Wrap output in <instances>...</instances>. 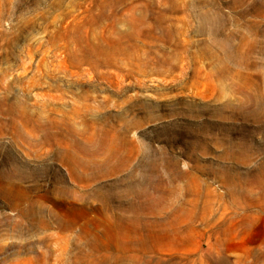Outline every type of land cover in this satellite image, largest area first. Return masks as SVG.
<instances>
[{
	"label": "rangeland",
	"instance_id": "obj_1",
	"mask_svg": "<svg viewBox=\"0 0 264 264\" xmlns=\"http://www.w3.org/2000/svg\"><path fill=\"white\" fill-rule=\"evenodd\" d=\"M217 3L0 0V264H132L104 231L136 203L188 244L143 264L264 251V0Z\"/></svg>",
	"mask_w": 264,
	"mask_h": 264
},
{
	"label": "bare ground",
	"instance_id": "obj_2",
	"mask_svg": "<svg viewBox=\"0 0 264 264\" xmlns=\"http://www.w3.org/2000/svg\"><path fill=\"white\" fill-rule=\"evenodd\" d=\"M195 2H196V0H195ZM236 2V1H235ZM238 2V1H237ZM236 2V3H237ZM176 3V2H175ZM205 5H206V1H204L203 2ZM214 5H215V2H212ZM216 3H217V0H216ZM194 4V3H193ZM203 4V5H204ZM218 4V3H217ZM234 4V3H233ZM176 5V4H175ZM219 5V4H218ZM196 6V5H195ZM208 6V5H207ZM206 6V7H207ZM210 6V5H209ZM206 7L204 8V9H206ZM209 8V7H208ZM258 8H259V6H258ZM263 8V7H262ZM210 9V8H209ZM255 9H256V7H255ZM261 9V8H260ZM264 9V8H263ZM263 9H262V11H263ZM259 10V9H258ZM257 10V11H258ZM203 11V10H202ZM261 11V10H260ZM203 13V12H202ZM263 14V13H262ZM201 15V14H200ZM204 15H205V17L206 18H209V20H210V18L212 19V18H214V19H220V18H222V17H224V14H223V12H222V10H221V7H219V6H214V8L212 9H210V10H207L206 9V12H204ZM261 15V14H260ZM161 16V15H160ZM163 16V15H162ZM202 16H203V14H202ZM214 19H213V21H214ZM223 19V18H222ZM208 20V21H209ZM216 21V20H215ZM220 21H222V20H220ZM212 22V21H211ZM210 22V23H211ZM217 23V22H216ZM221 23V22H220ZM212 24V23H211ZM215 24V23H214ZM223 24V23H222ZM216 26H217V24H216ZM221 27V26H220ZM217 28H219V26L217 27ZM224 28V27H223ZM213 29V28H212ZM211 29V30H212ZM222 29V28H221ZM221 33V32H220ZM230 33V32H229ZM214 34V33H213ZM219 34V33H218ZM228 35V34H227ZM226 35V36H227ZM230 35H231V33H230ZM225 36V37H226ZM228 38V37H227ZM229 39V38H228ZM253 97H250V99H252ZM252 101V100H251ZM255 104L257 105V102L255 101ZM263 105V104H262ZM256 107V106H255ZM15 108V107H14ZM243 108V107H242ZM257 108H258V105H257ZM256 108V109H257ZM15 110H16V108H15ZM23 110V109H22ZM250 110V109H249ZM262 110H263V108H262ZM261 110V111H262ZM244 111V110H243ZM246 111V110H245ZM250 112V111H249ZM253 112V111H252ZM251 112V113H252ZM257 112V111H256ZM27 113V112H26ZM262 113H264V111L262 112ZM248 114V113H247ZM254 114V113H253ZM256 114V113H255ZM249 116H250V114H248ZM247 115V116H248ZM262 115V114H261ZM264 115V114H263ZM27 116V115H26ZM256 116V115H255ZM253 118H255V117H253ZM258 118V117H257ZM14 123V122H13ZM75 151V150H74ZM78 151V150H77ZM80 152V151H79ZM76 153V152H75ZM83 153H85V152H83ZM89 153V152H88ZM72 154H74V152H72ZM80 154V153H79ZM76 155V154H75ZM85 155V154H84ZM88 155V154H87ZM86 156V155H85ZM89 156V155H88ZM85 158V157H84ZM83 157H82V159H84ZM89 158H90V156H89ZM74 160V159H73ZM67 161V160H66ZM80 161V160H79ZM69 162V161H68ZM87 162V161H86ZM83 164L82 165H84V160H83V162H82ZM68 164V163H67ZM81 164V163H80ZM93 164V163H92ZM92 164H89V165H91L92 166ZM75 165V164H74ZM77 165V164H76ZM80 166V165H79ZM86 166V165H85ZM95 166H97V165H95ZM78 167V166H77ZM81 169H82V167H81ZM77 170V169H76ZM78 174V173H77ZM3 175H6V174H3ZM8 175V174H7ZM9 175H11V174H9ZM260 177V176H259ZM261 178V177H260ZM263 178V177H262ZM255 179V178H254ZM249 180V179H248ZM252 180V179H251ZM263 180V179H262ZM85 182V181H84ZM248 182H250V181H248ZM253 182V181H252ZM254 182H255V180H254ZM11 182H9V180L5 183V181H4V184L6 185V186H10L9 184H10ZM256 183H257V181H256ZM11 185H12V183H11ZM18 187V186H17ZM16 189V188H15ZM22 191V190H21ZM26 192V191H25ZM67 192V191H66ZM132 192V191H131ZM136 193V192H135ZM91 194V193H90ZM89 194V195H90ZM95 194V193H94ZM137 194V193H136ZM65 195V194H64ZM67 195V194H66ZM130 195V194H129ZM68 196V195H67ZM74 196V195H73ZM142 196H143V198H144V200H146L145 199V197H144V195L142 194ZM99 197V196H98ZM149 197H152V196H149ZM28 198V197H27ZM71 198V197H70ZM103 198V197H102ZM140 198V197H139ZM167 198V197H166ZM136 199V198H135ZM159 199V198H158ZM162 199V198H161ZM13 200V199H12ZM82 200V199H81ZM139 200V199H138ZM142 200V199H141ZM164 201V200H163ZM167 201V200H166ZM165 201V202H166ZM73 202V201H72ZM106 202V201H105ZM131 202V201H130ZM134 202V201H133ZM142 202V201H141ZM159 202H161L160 200H159ZM168 202V201H167ZM18 203V202H17ZM25 203V202H24ZM66 203V202H65ZM163 203V202H162ZM161 203V204H162ZM135 204V203H134ZM148 204V203H147ZM154 202L153 203H151V202H149V206H147L152 212H155L156 210H155V208H154V205L156 206V204H154ZM195 204H197L196 202H195ZM32 205V204H31ZM70 205V204H69ZM131 205V204H130ZM143 205V204H142ZM142 205H138L137 203L135 204V205H133V207L131 208L132 210H133V216H131V217H128V216H126V217H121V218H119V220H117V221H115V224H113L112 226H110V227H106V230L104 231L105 232V239L107 240V241H110V240H108V239H112V240H114L115 242L117 241L118 243L120 242V241H123V250H124V253L125 254H129V256H130V262L132 263V264H143V260H142V258H141V256H142V254L144 253V256H145V252H149V251H152L153 249H154V251H155V249L156 248H168V249H170V248H186V247H188V244H187V240L185 239V237H184V234H183V229L182 230H179V227H175V228H178V229H176V231H175V233L174 234H168V233H165V234H162L161 236H154L155 237V239L153 240V242H149L148 241V239H147V235H146V233H145V235L143 234V232L142 231H144V230H142L141 229V215H140V213H142L141 212V210L142 209H144L143 208V206ZM146 205V204H145ZM144 205V206H145ZM158 205V204H157ZM165 205H166V203H165ZM71 206V205H70ZM160 206V205H159ZM158 206V207H159ZM164 206V205H163ZM171 205H169L168 206V208L170 207ZM182 206V205H181ZM32 207V206H31ZM99 207V206H98ZM106 207V206H105ZM120 207V206H119ZM125 207V206H124ZM127 207V206H126ZM167 207V206H166ZM165 207V208H166ZM191 207V206H190ZM195 207H197V206H195ZM162 209H163V207H161ZM164 208V209H165ZM167 208V209H168ZM26 209V208H25ZM120 209H121V207H120ZM123 209V208H122ZM129 209V208H128ZM127 208H126V210H128ZM147 209V208H146ZM146 209H145V212H146ZM160 209V208H159ZM166 209V210H167ZM183 209H184V206H183ZM191 209V208H190ZM98 210V209H97ZM110 210V209H109ZM108 210V211H109ZM148 210V209H147ZM165 210V211H166ZM189 210V209H188ZM50 211H53L52 209H50ZM125 211V210H124ZM143 211V210H142ZM181 211H182V209H181ZM184 211H186V210H184ZM23 212V211H22ZM159 212V211H158ZM178 212V211H177ZM190 212V211H189ZM191 212H192V209H191ZM144 213V212H143ZM150 213V212H149ZM163 213V212H162ZM180 213V212H179ZM182 213V212H181ZM152 214V213H151ZM157 214V213H156ZM190 213H188V215H189ZM192 214V213H191ZM35 215V214H34ZM100 215V214H99ZM116 215V214H115ZM180 215V214H179ZM186 215V214H185ZM185 215H183L184 217H185ZM197 215V214H196ZM196 215H195V217H196ZM200 215V214H199ZM102 216V215H101ZM130 216V215H129ZM156 216V215H155ZM171 216V215H170ZM169 216V217H170ZM61 217H63V218H65V216H61ZM60 217V218H61ZM69 217H71V216H69ZM111 218V217H110ZM177 218V217H176ZM180 218V217H179ZM198 218V217H197ZM57 219V218H56ZM70 219V218H69ZM169 219V218H168ZM174 219H175V217H174ZM178 219V218H177ZM176 219V220H177ZM185 219V218H184ZM188 219H189V217H188ZM192 218H190V220H191ZM194 219V218H193ZM64 220V219H63ZM63 220H61L60 219V223H59V225H60V228L61 229H64V230H72V228H73V226L75 225V222H73V220L71 221V219L70 220H67L66 222H65V220L63 221ZM108 220V219H107ZM159 222H160V220H158ZM171 221V220H170ZM195 221H196V219H195ZM194 221V222H195ZM100 222V221H99ZM156 222V221H155ZM161 222H164V221H161ZM168 222H169V220H168ZM176 222V221H175ZM174 222V223H175ZM178 223H181V222H183V220H180V221H177ZM187 222V221H186ZM107 223V222H106ZM109 223H110V221H109ZM114 223V222H113ZM172 223V222H171ZM173 223V224H174ZM184 223V222H183ZM182 223V224H183ZM192 223V222H191ZM44 224V223H43ZM148 224V223H147ZM154 224V223H153ZM159 224V223H158ZM162 224V223H161ZM187 224V223H186ZM189 224V223H188ZM106 225V224H105ZM178 225H180V224H178ZM107 226V225H106ZM109 226V225H108ZM160 226V225H159ZM172 226V224H170V227ZM154 227H155V225H154ZM156 227H157V225H156ZM160 227H162V226H160ZM165 227V226H164ZM190 227V226H189ZM188 227V228H189ZM75 228V227H74ZM152 228V227H151ZM167 228V227H166ZM164 229V228H163ZM194 229V228H193ZM197 231V230H196ZM229 231V230H228ZM79 232H81V230L79 231ZM90 232V230H86L85 231V233H84V235L86 236L88 233ZM93 232V231H92ZM101 232H103V231H101ZM149 232V231H148ZM152 232V231H151ZM229 233H231V231L229 232ZM99 234V233H98ZM149 234V233H148ZM154 234V233H153ZM160 234V233H159ZM78 235V234H77ZM151 235V234H150ZM94 237V236H93ZM84 238H87V237H84ZM70 239V238H69ZM81 239H82V237H81ZM88 239V238H87ZM93 239V238H92ZM100 240V239H102V235L100 236V235H97V236H95L94 237V240H96V241H98V240ZM188 240H190V239H188ZM77 241V240H76ZM101 241V240H100ZM191 241V240H190ZM95 242V241H94ZM99 242V241H98ZM98 242H96L95 244H97ZM114 242V243H115ZM116 242V243H117ZM90 244H92V243H90ZM99 244V243H98ZM101 244H102V242H101ZM105 244V243H104ZM110 244H111V242H110ZM93 245V244H92ZM107 244H105V246H106ZM114 245V244H113ZM112 245V246H113ZM118 245H120V244H118ZM190 245V244H189ZM263 245V244H262ZM111 246V247H112ZM96 247V246H95ZM102 247V246H101ZM110 247V246H109ZM108 247V248H109ZM114 247H116V246H114ZM97 249H98V247H96ZM260 248H261V246H260ZM262 248H263V246H262ZM90 249H91V247H90ZM93 249L94 248H92V251H93ZM100 249V248H99ZM105 249V248H104ZM246 249V248H245ZM248 249V248H247ZM244 250L242 253L240 252V256H239V262H238V264H252V263H249L248 262V258L249 257H252V259H254V261L253 262H255V263H258V261L260 260V259H263L264 260V251L263 250H261L260 249V251H258L257 249V251L255 250V251H251V250ZM106 251H107V249H105ZM115 250V249H114ZM99 251V250H98ZM113 251V250H112ZM112 251H111V253H112ZM119 251V250H118ZM153 252V251H152ZM93 253V252H92ZM114 253H115V251H114ZM77 254V253H76ZM82 254V253H81ZM86 254H88L87 252H86ZM98 254V253H97ZM36 255H38V256H36ZM79 255V254H78ZM83 255V254H82ZM91 255V254H90ZM121 256V255H120ZM23 257V256H22ZM25 257V256H24ZM23 257V258H24ZM45 256H43V258H44ZM75 257H78V256H75ZM82 257V256H81ZM80 257V258H81ZM87 257V256H86ZM89 257V256H88ZM114 257V256H113ZM122 257H123V255H122ZM126 257V256H125ZM20 258H21V256H20ZM27 259L26 260H22V261H19L18 260V262L16 263V264H45L44 263V261L42 260V257H40V255L39 254H35V256L34 257H32L31 256V258H29V257H26ZM111 258V257H110ZM109 258V259H110ZM115 258V257H114ZM117 258H119V257H117ZM209 258H211V257H209ZM238 258V257H237ZM19 259V258H18ZM86 258L84 257V260H85ZM88 259V258H87ZM212 259V258H211ZM44 260H45V258H44ZM78 260V259H77ZM121 260V259H120ZM205 260V259H204ZM207 260V259H206ZM222 260H223V258H222ZM225 260V259H224ZM79 261V260H78ZM109 261V260H108ZM107 261V262H108ZM116 261L117 260H114V259H110V262L108 263V264H117L116 263ZM143 261V262H142ZM84 262V261H83ZM214 262V261H213ZM260 262H262V261H260ZM13 263H14V261H13ZM80 263V262H79ZM90 263V262H89ZM92 263V262H91ZM94 263V262H93ZM97 263V262H96ZM95 263V264H96ZM120 262H118V264H119ZM206 262H204V264H205ZM73 264V263H72ZM74 264H77V262L76 263H74ZM98 264V263H97ZM105 264V263H104ZM232 264H233V262H232ZM236 264V263H235ZM260 264V263H259ZM262 264V263H261Z\"/></svg>",
	"mask_w": 264,
	"mask_h": 264
}]
</instances>
